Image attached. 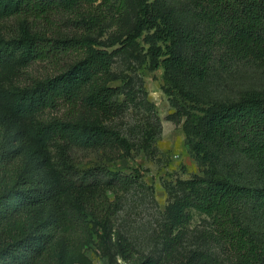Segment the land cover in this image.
<instances>
[{
    "label": "trees",
    "instance_id": "trees-1",
    "mask_svg": "<svg viewBox=\"0 0 264 264\" xmlns=\"http://www.w3.org/2000/svg\"><path fill=\"white\" fill-rule=\"evenodd\" d=\"M112 1L0 0V20L17 17L24 29L21 43L26 63L71 55L59 72L25 88L16 111L18 118L52 114L29 135L44 145L58 144L65 163L62 178L37 185L27 181L29 186L15 196L16 203L14 197L1 196L0 219L16 222L36 208L50 206L54 213L52 228L70 233L79 228L81 214L95 206L98 188L125 183L117 172L98 167L80 174L73 165V154L79 147H107L120 158L128 157L132 150L128 140L108 125L121 110L116 100L119 89L108 84L112 80L110 53L96 48V41L88 35L101 27V9ZM185 1L186 12L182 15L205 24L208 44L224 46L222 66L249 62L264 70V0ZM63 15L68 16L72 32L48 37L39 29L41 21ZM175 15L176 10L166 1L145 0L127 38L135 42L149 28V51L156 66L164 68L166 80L196 104L197 112L185 111L184 128L197 160L210 169L203 176L176 183L170 191L174 200L168 208L169 222L182 232L196 213L204 214L213 220L238 264H264V93L247 92L239 100L207 106L195 97V91H202L208 82L211 56L199 43L203 37H196ZM11 61L12 55L0 50V69ZM6 130L0 120V143ZM67 192L75 194L76 210L64 198ZM248 201L256 206L261 232L238 213ZM48 239L24 235L16 243L0 248V264H40ZM136 264L164 261L147 257ZM177 264L220 263L212 256L195 253Z\"/></svg>",
    "mask_w": 264,
    "mask_h": 264
},
{
    "label": "rangeland",
    "instance_id": "rangeland-1",
    "mask_svg": "<svg viewBox=\"0 0 264 264\" xmlns=\"http://www.w3.org/2000/svg\"><path fill=\"white\" fill-rule=\"evenodd\" d=\"M144 1L113 0L101 9V27L88 34L96 41V48L110 53L112 80L108 84L118 87L116 100L121 110L108 125L128 140L131 153L120 158L107 147H79L73 154L78 173L101 167L119 173L125 183L98 188L95 206L81 214L79 228L70 233L52 228L54 213L50 206L36 208L16 222L0 219V248L29 234L49 238L40 264H136L147 257L177 264L195 253L212 256L220 264H238L210 217L196 213L182 232L169 222L168 208L174 200L170 191L178 181L203 176L210 167L197 160L184 128V113L197 112L196 104L166 80L164 68L156 66L149 51L148 37L152 31L146 28L135 42L127 41ZM164 1L176 10L181 25L192 29L196 37H203L199 43L211 56L208 82L202 91H195V97L207 106L239 100L247 92L264 93L263 69L249 62L222 66L224 46L208 44L204 39L205 24L182 15L186 1ZM67 19L64 15L54 16L41 21L39 29L48 37L62 36L72 32ZM23 37L24 29L17 17L0 20V50L12 55L11 63L0 69V120L7 129L0 143V197H14V203L18 201L15 196L28 188V182L55 183L64 173V158L58 144L44 145L29 135L48 122L52 114L18 118L16 111L25 88L59 72L71 56L26 63ZM183 80L187 82L186 78ZM64 198L75 209V194L67 192ZM238 213L261 232L262 221L257 218L252 201L242 205Z\"/></svg>",
    "mask_w": 264,
    "mask_h": 264
}]
</instances>
